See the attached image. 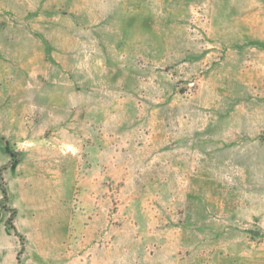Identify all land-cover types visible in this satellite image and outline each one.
<instances>
[{
	"label": "rangeland",
	"instance_id": "obj_1",
	"mask_svg": "<svg viewBox=\"0 0 264 264\" xmlns=\"http://www.w3.org/2000/svg\"><path fill=\"white\" fill-rule=\"evenodd\" d=\"M0 264H264V0H0Z\"/></svg>",
	"mask_w": 264,
	"mask_h": 264
},
{
	"label": "trees",
	"instance_id": "obj_2",
	"mask_svg": "<svg viewBox=\"0 0 264 264\" xmlns=\"http://www.w3.org/2000/svg\"><path fill=\"white\" fill-rule=\"evenodd\" d=\"M3 193L5 194V195H7V193H6V190L3 188Z\"/></svg>",
	"mask_w": 264,
	"mask_h": 264
}]
</instances>
